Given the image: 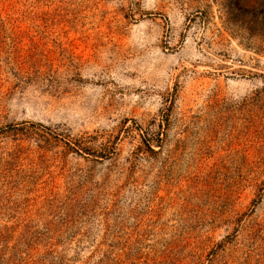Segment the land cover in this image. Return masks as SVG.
I'll use <instances>...</instances> for the list:
<instances>
[{
	"label": "rangeland",
	"instance_id": "374dc122",
	"mask_svg": "<svg viewBox=\"0 0 264 264\" xmlns=\"http://www.w3.org/2000/svg\"><path fill=\"white\" fill-rule=\"evenodd\" d=\"M0 264H264V0H0Z\"/></svg>",
	"mask_w": 264,
	"mask_h": 264
}]
</instances>
